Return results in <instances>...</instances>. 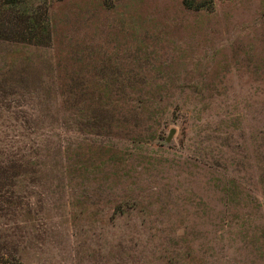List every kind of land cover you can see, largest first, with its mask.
Returning a JSON list of instances; mask_svg holds the SVG:
<instances>
[{
	"label": "rangeland",
	"instance_id": "obj_1",
	"mask_svg": "<svg viewBox=\"0 0 264 264\" xmlns=\"http://www.w3.org/2000/svg\"><path fill=\"white\" fill-rule=\"evenodd\" d=\"M1 3L0 258L264 264V0Z\"/></svg>",
	"mask_w": 264,
	"mask_h": 264
},
{
	"label": "trees",
	"instance_id": "obj_2",
	"mask_svg": "<svg viewBox=\"0 0 264 264\" xmlns=\"http://www.w3.org/2000/svg\"><path fill=\"white\" fill-rule=\"evenodd\" d=\"M1 1H3L1 3ZM0 3L4 7H16L23 3V0H0ZM200 8V6H199ZM13 9V8H12ZM2 19V16H0ZM26 19V18H24ZM22 22H26L28 20H21ZM23 27L16 22V20H0V40L10 41V42H21V43H39L32 38H25V35L22 34ZM13 260V259H12ZM0 264H19L16 261H12V263L0 258Z\"/></svg>",
	"mask_w": 264,
	"mask_h": 264
},
{
	"label": "water",
	"instance_id": "obj_3",
	"mask_svg": "<svg viewBox=\"0 0 264 264\" xmlns=\"http://www.w3.org/2000/svg\"><path fill=\"white\" fill-rule=\"evenodd\" d=\"M173 134H174V131H171L169 134L168 140H170L172 138Z\"/></svg>",
	"mask_w": 264,
	"mask_h": 264
}]
</instances>
